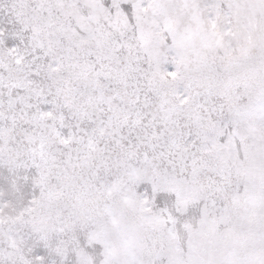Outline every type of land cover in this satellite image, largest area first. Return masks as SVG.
I'll return each instance as SVG.
<instances>
[{"label":"snow or ice","instance_id":"obj_1","mask_svg":"<svg viewBox=\"0 0 264 264\" xmlns=\"http://www.w3.org/2000/svg\"><path fill=\"white\" fill-rule=\"evenodd\" d=\"M0 264H264V0H0Z\"/></svg>","mask_w":264,"mask_h":264}]
</instances>
